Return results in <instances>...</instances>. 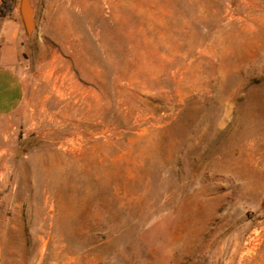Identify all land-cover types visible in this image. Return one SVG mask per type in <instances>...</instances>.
Listing matches in <instances>:
<instances>
[{
  "label": "rangeland",
  "instance_id": "obj_1",
  "mask_svg": "<svg viewBox=\"0 0 264 264\" xmlns=\"http://www.w3.org/2000/svg\"><path fill=\"white\" fill-rule=\"evenodd\" d=\"M30 1L0 264H264V0Z\"/></svg>",
  "mask_w": 264,
  "mask_h": 264
},
{
  "label": "crops",
  "instance_id": "obj_2",
  "mask_svg": "<svg viewBox=\"0 0 264 264\" xmlns=\"http://www.w3.org/2000/svg\"><path fill=\"white\" fill-rule=\"evenodd\" d=\"M22 27L24 22L19 12L16 14L15 25L0 43V118L14 112L24 96V83L17 70L16 47V38Z\"/></svg>",
  "mask_w": 264,
  "mask_h": 264
},
{
  "label": "water",
  "instance_id": "obj_3",
  "mask_svg": "<svg viewBox=\"0 0 264 264\" xmlns=\"http://www.w3.org/2000/svg\"><path fill=\"white\" fill-rule=\"evenodd\" d=\"M20 14L23 18L24 26L27 32L32 28V3L30 0H20Z\"/></svg>",
  "mask_w": 264,
  "mask_h": 264
},
{
  "label": "trees",
  "instance_id": "obj_4",
  "mask_svg": "<svg viewBox=\"0 0 264 264\" xmlns=\"http://www.w3.org/2000/svg\"><path fill=\"white\" fill-rule=\"evenodd\" d=\"M12 7H13V0H1L0 16L6 15L7 11H9Z\"/></svg>",
  "mask_w": 264,
  "mask_h": 264
}]
</instances>
